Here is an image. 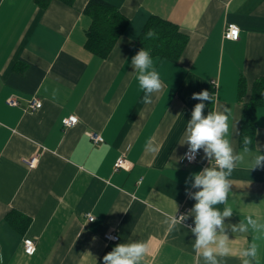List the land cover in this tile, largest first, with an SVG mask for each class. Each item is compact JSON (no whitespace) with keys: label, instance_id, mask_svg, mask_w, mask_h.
Returning <instances> with one entry per match:
<instances>
[{"label":"crops","instance_id":"1","mask_svg":"<svg viewBox=\"0 0 264 264\" xmlns=\"http://www.w3.org/2000/svg\"><path fill=\"white\" fill-rule=\"evenodd\" d=\"M104 1L128 18L106 58L85 46L90 0H0V264H103L117 244L138 241L149 247L142 264H205L192 228L184 222L168 232L163 221L177 210L194 224L192 174L213 163L203 148L197 162H180L197 103L205 116L229 109L226 138L243 153L246 105L264 77V0ZM151 17L179 26L188 43L176 62L152 57L163 88L144 104L132 59ZM229 24L240 29L238 40L225 38ZM202 91L213 100L192 99ZM9 98L19 104L10 106ZM33 98L39 110L27 108ZM73 115L78 123L65 128ZM255 115L250 153L229 178L220 209L233 212L218 230L230 248L219 264L251 259L242 252L252 243V264H264V228L233 231L247 215L264 225V166L251 168L254 156L264 155V105ZM149 141L157 151L148 150ZM33 156L38 164L28 169L23 160ZM121 156L128 168L116 170ZM108 233L119 241L108 242ZM25 239L36 242L32 256Z\"/></svg>","mask_w":264,"mask_h":264},{"label":"clouds","instance_id":"2","mask_svg":"<svg viewBox=\"0 0 264 264\" xmlns=\"http://www.w3.org/2000/svg\"><path fill=\"white\" fill-rule=\"evenodd\" d=\"M148 37H154L155 33L149 31ZM132 65L137 70L136 79L140 89L144 92L142 102L144 104L152 103L150 96L152 93L161 92L163 83L159 73L154 67V61L150 53L141 49L132 59ZM192 99L200 101H212L213 97L208 91L193 93ZM205 104L197 103L191 114V120L188 122L184 142L190 146L192 153L198 152L203 148L205 156L211 160L212 166L206 167L203 171L192 174L194 183L193 188L198 189L192 194L196 201L192 208L195 227L191 232L195 236L193 249L203 257L205 264H219L217 257H225L229 254L230 248L227 243L226 235L218 236V230L223 232V221L231 217L233 209L225 207L223 211L215 207L219 204L228 203V195L232 188V181L229 179L239 164L245 160V154L250 153L252 139L244 137L243 153L235 152L230 140L226 138L229 133V116L224 111H212L204 115ZM148 150L155 152L156 147L149 141ZM264 166V155L257 153L252 159L251 168ZM184 215L165 213L163 223L167 226V231L177 230L185 220ZM247 224L241 222L233 231L239 230L246 232L248 226L254 230L264 228V225H258L257 220L252 215L245 217ZM111 238V237H110ZM215 246V247H213ZM258 246L252 243L243 250L242 255L251 259H244L242 264H252L257 258ZM149 252L147 242L138 241L132 243L117 244L112 251L103 256V264H142ZM2 260V256H0Z\"/></svg>","mask_w":264,"mask_h":264},{"label":"trees","instance_id":"3","mask_svg":"<svg viewBox=\"0 0 264 264\" xmlns=\"http://www.w3.org/2000/svg\"><path fill=\"white\" fill-rule=\"evenodd\" d=\"M51 1L36 0L42 6H47ZM85 11L92 21L87 31L86 49L101 58H106L124 34L128 18L118 8L104 0H90ZM150 30L155 33L154 37L147 36ZM187 43L188 36L180 30L179 26L162 18L151 17L141 33L137 47L139 51L141 49L148 51L151 57L176 62ZM261 105H264V77L254 86L252 98L246 105L241 127L242 145H244V137H250L253 140L256 108ZM215 207L221 209L222 204Z\"/></svg>","mask_w":264,"mask_h":264},{"label":"built area","instance_id":"4","mask_svg":"<svg viewBox=\"0 0 264 264\" xmlns=\"http://www.w3.org/2000/svg\"><path fill=\"white\" fill-rule=\"evenodd\" d=\"M224 36L226 39L238 40L240 37V29L235 24H229L226 27ZM213 84L215 85V82H213ZM7 103L10 106H17L19 104L18 100H16L15 98H9L7 100ZM41 107H42V102L38 98H33L32 100H30L28 102V106H27V108L31 111L39 110ZM77 123H78V118H77V116H74V115L63 120V125L65 128H70L72 126H75ZM88 136L92 139V141L95 144L104 143L103 138L98 134L88 133ZM199 158H200V152L199 151L196 153H192L190 151V148H188L184 152L183 156L181 157L180 162L183 165L193 164V163L197 162L199 160ZM38 161H39L38 157L33 156L30 158H25L23 160V163L28 167V169H34V168H36ZM127 168H128V161L123 156L118 158V160L115 163V169L120 170V169H127ZM179 215H184V212H180L177 216H179ZM88 220L90 222H93L95 220V218L92 215H88ZM184 222L186 224H188L191 228L195 227L194 224L188 222L186 220V218L183 221V223ZM105 239L108 242H118L119 241V235L116 233H108L105 235ZM24 250H25L26 254H28L30 256L34 255L37 251L36 242L33 239H25L24 240Z\"/></svg>","mask_w":264,"mask_h":264}]
</instances>
